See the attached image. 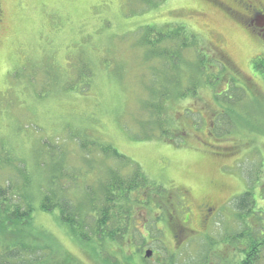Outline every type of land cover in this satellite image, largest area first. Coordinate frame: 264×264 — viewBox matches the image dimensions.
Returning <instances> with one entry per match:
<instances>
[{"label":"rangeland","instance_id":"obj_1","mask_svg":"<svg viewBox=\"0 0 264 264\" xmlns=\"http://www.w3.org/2000/svg\"><path fill=\"white\" fill-rule=\"evenodd\" d=\"M249 32L202 0H0V185L80 203L143 175L113 259L264 264V246L245 255L264 238V40ZM35 206L49 260L100 263Z\"/></svg>","mask_w":264,"mask_h":264},{"label":"trees","instance_id":"obj_2","mask_svg":"<svg viewBox=\"0 0 264 264\" xmlns=\"http://www.w3.org/2000/svg\"><path fill=\"white\" fill-rule=\"evenodd\" d=\"M86 70L82 71L84 78L89 73ZM80 147L84 149L82 145ZM98 151L110 158H121L110 147H98ZM24 179L26 181L23 190L9 184L8 181L0 185V264H78L65 252L62 254V260L48 259L47 241L49 242V237L42 228L32 225L35 205L38 206V211L44 214H52L51 212L55 211L56 214L52 215L58 218L59 224L69 234L70 239L81 250L83 248L93 250L100 258V263L93 260L96 264H126L132 261L129 256L118 260L113 259L112 254L106 251V247L110 242L120 241L127 237L126 235L132 228L130 216L134 208L139 205L137 200L148 199L147 196L145 199L137 196L138 188H141L143 192L149 189L147 186H151L143 175L140 177L136 175L127 181L115 177L114 181L106 182V188H103L100 198L92 195L80 203L76 201L74 203L72 199L63 197L64 191L59 193L49 189L39 190L38 197H36L35 194L29 192L30 185L27 179ZM55 182L56 178L53 179L52 184ZM155 193L159 194L158 190H155ZM242 197L251 198L250 193ZM238 201L237 198L234 203L235 207H239L237 210L251 209L250 201L244 205V202L238 204ZM84 209L88 210L81 212ZM253 240L249 235L247 242L250 243V250L248 249L245 254L247 257L256 256L260 252L257 248L264 246V238L262 243L254 244L255 247L252 245Z\"/></svg>","mask_w":264,"mask_h":264},{"label":"flooded vegetation","instance_id":"obj_3","mask_svg":"<svg viewBox=\"0 0 264 264\" xmlns=\"http://www.w3.org/2000/svg\"><path fill=\"white\" fill-rule=\"evenodd\" d=\"M201 1V0H199ZM221 10L230 20L247 28L256 40H264V3L260 0H202ZM216 51L218 50L215 48ZM217 53V52H216ZM218 53L221 52L218 50ZM217 53V54H218ZM203 207L208 208L206 205ZM207 212L210 209H206Z\"/></svg>","mask_w":264,"mask_h":264},{"label":"water","instance_id":"obj_4","mask_svg":"<svg viewBox=\"0 0 264 264\" xmlns=\"http://www.w3.org/2000/svg\"><path fill=\"white\" fill-rule=\"evenodd\" d=\"M150 252H146L145 256L148 258L150 256Z\"/></svg>","mask_w":264,"mask_h":264}]
</instances>
